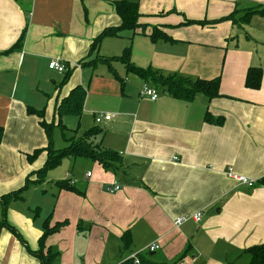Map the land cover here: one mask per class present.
<instances>
[{
  "label": "crops",
  "instance_id": "1",
  "mask_svg": "<svg viewBox=\"0 0 264 264\" xmlns=\"http://www.w3.org/2000/svg\"><path fill=\"white\" fill-rule=\"evenodd\" d=\"M120 1L137 4L139 27L103 37L91 50L103 31L120 26ZM263 8L264 0H0V220L14 230H0V264H41L45 222L63 224L42 249L56 253L53 264H134L124 259L137 253L150 264H248L243 251L264 243V186L250 188L227 172L264 179V12L241 22L248 9ZM153 30L165 38L152 41ZM127 47L139 68L219 77L220 97L140 98L144 82L122 62L99 61ZM54 59L67 70H50ZM249 68L263 71L257 90L244 86ZM78 85L86 91L78 124L89 130L99 126L95 115H110L94 143L118 153L120 165L113 172L64 158L59 171L35 183L46 154L27 156L48 141L27 110H44L50 123ZM206 111L222 124L205 122ZM27 178L20 198L3 205L1 197ZM61 181L75 189H60ZM113 184L120 189L107 192ZM198 213L200 221L189 218ZM180 217L188 219L175 226ZM153 243L159 249L147 252Z\"/></svg>",
  "mask_w": 264,
  "mask_h": 264
},
{
  "label": "trees",
  "instance_id": "2",
  "mask_svg": "<svg viewBox=\"0 0 264 264\" xmlns=\"http://www.w3.org/2000/svg\"><path fill=\"white\" fill-rule=\"evenodd\" d=\"M115 11L121 20V24L117 28H111L103 31L97 39L94 40L91 50L97 49L100 40L103 37L107 36H118L122 31H134L139 27L137 23L139 18L137 4L120 1L115 3ZM246 13L241 18L242 23H247L250 17L254 14H262L264 8L260 9H248ZM230 18V17H229ZM227 18V19H229ZM232 18H234L232 16ZM218 22V21H217ZM191 22H188L190 24ZM216 23V22H215ZM214 24V23H213ZM24 32L16 45L10 50H15L18 48L20 43L23 40ZM150 38L152 41H155L160 38H165V36L157 31H152ZM130 47H127L122 52V55L111 58V59H99V61H104L110 67L111 61H120L124 64L127 74H133L137 76L144 83H151L155 89L160 93L166 92V94L172 99L182 101V102H191L195 99L196 96L202 95L207 98L209 101L220 97L219 94V77H216L211 80H192L188 77L180 76L177 74L172 75H163L159 72L152 70L151 68H139L136 67L130 60ZM67 70V69H66ZM262 69L261 68H249L246 73L244 86L248 89L257 90L261 85L262 79ZM69 71L66 72L62 84H65L69 79ZM86 91L80 85L74 87L70 93L63 98L58 105H56L53 121L47 123L44 118V110L36 111L34 109H28L29 114L35 115L39 119V124L45 135L47 137V146L43 150L34 151L32 155L27 156L28 161L35 160L39 154L45 152L46 160L42 168L36 173H34L36 179L35 183H41L44 180L46 173L59 166L61 161L64 158H83L89 159L99 163L103 169L116 171L120 165V156L118 153L105 149L101 147L98 143H94V139L103 133V129L99 126H94L86 132L82 133L79 137H72L71 139H66L68 145L55 150L52 143V132L55 128H59L61 132L67 130L63 125V118L66 116H76L80 117L83 111V105L85 101ZM205 122L209 124H222L221 118H214L212 115L206 111L204 116ZM2 128L0 127V141L2 139ZM64 136V134H63ZM29 183V179H26L25 186L19 191L12 193L8 196L1 197L3 205H6L11 200H16L20 198V193L26 188V185ZM256 185L264 186V179L256 182ZM255 185V186H256ZM56 186L63 190H73V186L68 184V181H61L56 183ZM63 224L56 225L53 228H49L47 222L43 225V234L39 240V258L41 264H53L56 257V253L53 254L50 249H48L47 254L44 256L42 254V249L44 248V242L46 238L54 234L60 226ZM8 229L14 231L5 220H0V230ZM124 246L129 245V238L123 237ZM243 254L247 255L249 258L248 264H264V243L259 245H254L246 248L243 251ZM139 258V256H138ZM140 259V258H139ZM141 264H150L144 259H140Z\"/></svg>",
  "mask_w": 264,
  "mask_h": 264
},
{
  "label": "built area",
  "instance_id": "3",
  "mask_svg": "<svg viewBox=\"0 0 264 264\" xmlns=\"http://www.w3.org/2000/svg\"><path fill=\"white\" fill-rule=\"evenodd\" d=\"M48 68L50 70H54L58 73H63L66 71L65 65L63 63H61V61L59 59L51 60L48 64ZM159 94L160 93L155 88L150 87L147 83H143L141 91L139 92L140 98L148 97L151 101L157 100L159 97ZM110 118H111L110 115L97 114L94 117V122H95V124H100L102 122V120L108 121ZM89 176H90V173L87 174V177H89ZM227 176L229 178L233 179L234 181L241 183L243 185H246L250 188L254 187L256 185L255 181L234 175L230 169L227 172ZM119 189H120L119 185L113 184L112 186L107 188V192L113 193V192L118 191ZM189 218H191L195 222H198L201 219V213H198L195 216H191ZM187 219H188V217L178 218L175 221V226H179L180 224L185 222ZM158 249H159V246L156 243L150 244L145 248V250L147 252H150V253L155 252ZM138 256H139V253L133 254V255L129 256L128 258L124 259V262L132 261L134 264H139L140 260H139Z\"/></svg>",
  "mask_w": 264,
  "mask_h": 264
},
{
  "label": "rangeland",
  "instance_id": "4",
  "mask_svg": "<svg viewBox=\"0 0 264 264\" xmlns=\"http://www.w3.org/2000/svg\"><path fill=\"white\" fill-rule=\"evenodd\" d=\"M141 88H142V86H141ZM140 91H141V89H140ZM64 120H65L64 126L66 128H68L69 130H65L62 133L61 130H59L58 128H55L52 132V143H53V148L55 150H59V149L68 145V142L65 141V139H71L72 138L71 136H73V133H74V132H72V130L76 131L77 135H81L85 130H87V124L83 121H80V123L78 124V119L75 116H66ZM109 124H111V123L110 122H102V123L97 124V125L103 127V126H107ZM63 134H64V136H63ZM98 140H100V137H98ZM62 161L58 167L53 168L51 170L56 169V171H59L61 169L60 165H62ZM51 170H49V171H51Z\"/></svg>",
  "mask_w": 264,
  "mask_h": 264
},
{
  "label": "water",
  "instance_id": "5",
  "mask_svg": "<svg viewBox=\"0 0 264 264\" xmlns=\"http://www.w3.org/2000/svg\"><path fill=\"white\" fill-rule=\"evenodd\" d=\"M163 95H166V92H162Z\"/></svg>",
  "mask_w": 264,
  "mask_h": 264
}]
</instances>
